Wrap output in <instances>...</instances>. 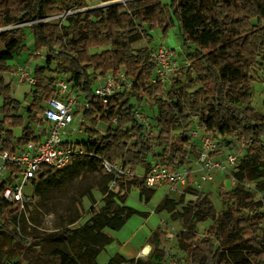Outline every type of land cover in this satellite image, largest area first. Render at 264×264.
Wrapping results in <instances>:
<instances>
[{"label": "trees", "instance_id": "16d2710c", "mask_svg": "<svg viewBox=\"0 0 264 264\" xmlns=\"http://www.w3.org/2000/svg\"><path fill=\"white\" fill-rule=\"evenodd\" d=\"M89 1L0 0V29L15 27L0 35V149L15 154L42 135L41 115L56 95V82L65 79L82 92L89 105L80 113L90 124L85 128L86 138L73 144L87 153L64 169L42 167L33 182L35 197L42 202L40 207L47 206L57 195L68 193L64 188L73 186L85 170L100 165V160L120 164L134 175L117 179L116 186H112L114 177L104 175L79 197L73 196L75 207H66L68 226H60L49 234L38 231L37 209L31 211L27 225L24 214L30 206L20 211L16 204L0 199V233L11 239L10 250L1 249L0 260L2 253H9L11 259H19L5 264L30 263L34 258L29 252L33 251L39 264H71L64 250L52 254L41 250L43 242L63 239L76 249L75 264H99V255L114 242L107 230L119 231L133 216H146L125 203L134 188L146 199L154 196L156 190L146 187L145 177L138 175L137 170L143 169L146 174L152 162L157 161L172 171H190L188 187L180 200L165 197L155 210L174 217L184 196L193 197L181 213L184 230L174 235L179 249L187 253L184 258L188 264H264V214L257 208L254 192L247 190L254 183L257 192H264V114L253 105L252 86L253 74L264 70V0H126L78 13L62 24L41 21L69 10L87 9ZM28 24L36 58L44 50L48 56L43 65L35 68L37 82L32 88V103L24 107L13 97L12 85L5 75L14 72L9 62L16 54L28 50ZM174 28H178L187 53L186 83L179 79L173 85L172 79L166 85L161 79L153 83L157 66L151 50L164 45L137 50L134 43L145 40L151 45L152 31L160 29L166 38ZM104 48L108 49L92 53ZM170 50L178 64L176 51ZM120 71L133 81V91L115 95L105 105L94 97L93 86L100 78ZM167 85L170 88L166 99ZM137 103L155 111L157 135L151 136L139 121ZM32 124L38 126L39 134ZM101 125L107 126L106 134L99 131ZM193 128L221 136L220 151H242L232 169L235 185L219 192L225 207L221 211L216 209L210 193L194 188L189 155H197L198 159L199 149L198 142L189 135ZM15 129H21L19 138L15 137ZM16 173L0 180V193L14 183ZM96 187L105 205L99 212L92 211L86 224L70 229L82 219L76 206L82 197L93 202ZM52 206L54 209L56 205ZM208 221L211 226L199 237L198 226ZM167 230L152 231V249L146 259L128 261L116 255L109 264H165L173 238Z\"/></svg>", "mask_w": 264, "mask_h": 264}, {"label": "rangeland", "instance_id": "374dc122", "mask_svg": "<svg viewBox=\"0 0 264 264\" xmlns=\"http://www.w3.org/2000/svg\"><path fill=\"white\" fill-rule=\"evenodd\" d=\"M126 0H120L117 2H109V3H101L96 0H91L88 2V8L84 11L89 10H96L101 8H108L109 6L119 4V3H125ZM33 23V22H30ZM29 23V24H30ZM29 24L26 25V33H27V41L26 46L28 50L23 51L21 54H16L13 60L9 62L11 66H13V73H15V69L23 66V65H30L36 68L37 65H43L45 63V60L48 56V51L44 50L41 53V56L36 58L35 53V45H34V38L29 30ZM15 27H9V28H2L0 29V35L4 32L13 29ZM151 36L153 37L154 41L151 45H148L145 40L138 41L134 43L135 49L139 50L145 47L153 48V46H159L164 45L168 46L169 49L176 51V58L178 61V64H176L174 73L171 77L172 84H174V81L176 79H179L182 84L186 83L185 79V73L187 68L186 67V60H187V53L182 46L180 37H179V30L178 28H174L170 31L168 37H164V34L162 30L157 29L151 32ZM166 46V47H167ZM3 49V44L0 40V50ZM108 48L99 49V50H93L92 53H99L103 50H106ZM264 59V56L262 57ZM13 73L6 74L5 79L8 83H11L12 85V95L13 97L20 101L24 107H28L32 103V88L31 86L27 84H19L17 81V78L14 76ZM253 105L258 113L264 114V70H258L253 74ZM103 84V78L100 79L95 83L93 86L96 88L97 86ZM170 86H166L164 88V97L167 99V95L169 92ZM79 101L82 103L84 101V97L81 96ZM139 104V103H137ZM77 111V108H76ZM137 111L139 112L140 118L139 121L144 124L151 136H155L158 133L157 130V122L155 119V111L143 104L138 106ZM82 113V112H80ZM80 113H77L75 115V121L71 125V128L65 132L64 138L70 141H74L77 139L85 140V128L89 127L90 124L84 119V124L80 123V119L82 115ZM22 114H25L24 111H22ZM42 116V115H41ZM32 127L35 131H37V134H39V129L36 124H32ZM107 126L101 125L99 128V131L102 134H106ZM16 132L21 129H15ZM236 150L237 148H232L231 150ZM222 149L219 153L221 155H227L229 152H231L230 149H226L225 152ZM160 151L159 149L157 150ZM224 153H223V152ZM189 158L192 161L191 168L195 169L192 171L191 175L194 180V188L210 193L211 199L215 204V207L218 211H221L225 207L221 204L219 199V192L220 191H228L230 190L236 183V181L233 178V175L235 170H230V172L227 173H215L213 175V180L211 182H203L202 177L204 175L201 166L198 164L197 161V155L192 156L189 155ZM150 160H153L151 158ZM106 175L101 168L99 164H95L91 167H89L87 170L84 171L82 176L76 180L71 187H65L64 193L62 195H57L53 200H50L48 202V205L45 207H40L42 205V202L40 203V200L38 197H35L34 194V187L26 188L25 192L28 195H32L35 197V203L30 206V209L26 211L24 214L26 219V224L30 225L29 222V216L31 211L34 209H37L38 214V223L40 224L39 232L42 234H49L52 231H54L56 228L60 226H68V217L66 215V207L72 206L75 207L72 204V197L78 196L79 194L88 190L91 186H93V183L100 182L101 178ZM1 179V177H0ZM40 181V178H39ZM188 187V183L185 185L182 184H166L161 187L155 188L156 192L154 196L149 200L148 203H145L139 199V191L137 189H132L130 194L127 197L126 205L132 208H135L136 210H139L141 212H145L149 214V217H145L142 215H135L133 216L126 225L119 231H112L107 230V233L111 235L114 238V242L110 244L105 251H103L99 257H98V263L99 264H108L110 259L117 254L123 255L126 258L131 254H137L141 247H143L147 241L149 240L151 236V232L153 230H156L157 228L168 230L166 232H169L171 236H173L172 240L168 244L167 249L171 248L172 252L174 253V258L179 261V264H188L187 259L184 258L183 252L179 249L177 246L178 241L177 238L174 237V235L178 236L179 233H181L184 230V222L181 217V213H183L184 208L187 205V202L190 199H193L191 195H186L184 203L180 204L177 208L178 214L174 217H171L167 212H163L161 214H157L155 212L157 205L161 202V200L166 196L170 197L172 199H176V201H179L181 196L185 194V191ZM69 189V190H68ZM115 192L118 191L117 188H113ZM247 190L254 192L255 195V202L257 204V208L260 213L264 214V192H257L255 188V184L251 183ZM93 202L87 198L82 197L80 203L76 206L82 215V219L75 225L71 226L70 229H76L80 226H83L86 224L91 218H92V211L99 212L102 207L105 205L104 199L102 194L99 192L98 188L96 187L93 190ZM1 198V197H0ZM52 204L56 205L54 209H52ZM39 209V210H38ZM211 226V222H205L198 226V236L203 237L205 230L208 229ZM264 228V224H263ZM168 234V233H167ZM169 236V237H171ZM164 239V237H163ZM11 248V239L7 234L0 233V251L1 249H6L9 251ZM64 250L68 253L70 259L72 260L71 264H75L76 259V249L72 247L69 242L64 241L63 239H53L48 240L42 243L41 250L45 254H52L55 251L58 250ZM29 254L33 255V261L28 263L25 262L23 264H39L38 257L35 256L33 251H30ZM129 254V255H128ZM140 257V256H139ZM19 257H16L14 259H11L9 257V253H2L0 264H5L7 261L16 263L18 261ZM146 259V258H145ZM74 260V261H73Z\"/></svg>", "mask_w": 264, "mask_h": 264}, {"label": "built area", "instance_id": "2783aa9c", "mask_svg": "<svg viewBox=\"0 0 264 264\" xmlns=\"http://www.w3.org/2000/svg\"><path fill=\"white\" fill-rule=\"evenodd\" d=\"M84 10H69L41 21H60L62 24L68 18L85 12ZM151 58L157 66L153 83H156L157 79H161L162 83L166 85L174 73V65L177 64L173 52L165 46H159L151 50ZM186 65L189 66V63L186 62ZM13 74L19 84L35 87L37 80L33 66H20ZM133 87L134 83L126 75V72L109 73L103 78V84L93 88V95L107 105L115 95L128 94L133 91ZM55 90V97L46 104L41 116L44 121L42 135L35 141H31L24 150L15 154L0 149V180L8 179L13 171H17L14 183L0 193V199L16 204L20 211H25L28 206L34 204L35 197L26 194L25 189L33 187V182L37 179L42 167L64 169L71 165L76 157L84 156L87 153L83 147H76L65 139L64 133L71 128L75 121V115L89 107L88 103L79 101L83 96L82 92L65 79H59L56 82ZM136 114L140 118L138 111ZM80 123L84 124L83 117H81ZM189 135L192 141L198 142L199 157L197 161L204 173L203 182H211L215 173L230 172L236 167L242 156V151L234 149L223 158H218L222 156L219 153L221 136L203 133L200 128L191 129ZM223 151L225 152V150ZM100 166L106 175L114 177L112 186H116L117 179L134 175L131 169L125 170L120 164L109 161L100 160ZM189 175L190 171L187 168L172 171L161 163L153 161L150 171L144 175L145 185L149 189L169 183L185 185L188 183ZM183 255L186 257L187 253L183 252ZM165 264H179V261L174 258L171 248L166 252Z\"/></svg>", "mask_w": 264, "mask_h": 264}, {"label": "crops", "instance_id": "0c3cea01", "mask_svg": "<svg viewBox=\"0 0 264 264\" xmlns=\"http://www.w3.org/2000/svg\"><path fill=\"white\" fill-rule=\"evenodd\" d=\"M167 46V45H166ZM168 47V46H167ZM3 51V49H1L0 50V52H2ZM14 134H15V137L16 138H19L20 136H21V130H18L17 132H16V130L14 131ZM70 141V140H69ZM72 144H77V143H80L81 142V140L80 139H77V140H74V141H70ZM224 157V155H222V156H220V157H218V158H223ZM194 170V172L196 171L195 169H193ZM137 174L138 175H140V176H144L145 175V172H144V170L143 169H138L137 170ZM164 185H166V184H164ZM164 185H161V186H164ZM161 186H159V187H161ZM132 191V190H131ZM166 197V196H165ZM164 197V198H165ZM163 198V199H164ZM139 199L141 200V201H143V202H145V203H148L149 202V200L148 199H146V198H144V197H142L141 195H140V193H139ZM162 199V200H163ZM161 200V201H162ZM160 204V203H159ZM158 204V205H159ZM125 205H126V203H125ZM158 205H157V207H158ZM127 206V205H126ZM127 207H129V206H127ZM156 207V208H157ZM130 208H132V207H130ZM132 209H135V208H132ZM136 210V209H135ZM136 211H138L139 213H141V214H145L146 216L145 217H149V214H147V213H145V212H141V211H139V210H136ZM151 234H152V232H151ZM151 249H152V246L150 245V243H149V240L147 241V243L143 246V247H141V249H140V251L135 255V254H131V255H129L127 258L125 257V256H123V255H121V256H123L125 259H127L128 261H132V260H138V259H145V258H147L148 256H149V254H150V252H151ZM117 255H120V254H117ZM140 256V257H139ZM115 257V256H114ZM113 258V257H112ZM109 264V263H108Z\"/></svg>", "mask_w": 264, "mask_h": 264}]
</instances>
